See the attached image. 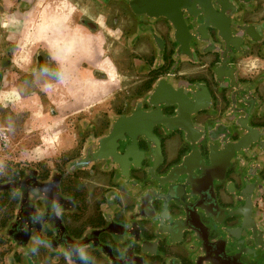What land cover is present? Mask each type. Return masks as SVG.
I'll return each instance as SVG.
<instances>
[{
    "label": "flooded vegetation",
    "instance_id": "1",
    "mask_svg": "<svg viewBox=\"0 0 264 264\" xmlns=\"http://www.w3.org/2000/svg\"><path fill=\"white\" fill-rule=\"evenodd\" d=\"M117 1L137 9L119 38L160 40L157 67L139 68L141 82L151 76L171 88L160 101L148 100L146 88L118 112L81 123L72 156L45 174L26 168L1 187L14 192L3 231L12 264H264V0ZM253 10L255 20L246 17ZM202 44L213 53L209 78L184 81L177 72L184 60L200 64ZM44 57L36 56L39 66H48ZM239 59L258 66L241 78ZM176 137L167 162L164 146ZM94 169L111 183L97 190L110 216L94 210L93 226L73 233L68 216L87 203L80 173ZM121 194L128 204L117 201ZM173 246L178 257L169 259Z\"/></svg>",
    "mask_w": 264,
    "mask_h": 264
},
{
    "label": "crops",
    "instance_id": "2",
    "mask_svg": "<svg viewBox=\"0 0 264 264\" xmlns=\"http://www.w3.org/2000/svg\"><path fill=\"white\" fill-rule=\"evenodd\" d=\"M135 3H138V0ZM140 4L145 5L144 3ZM56 5L69 14L67 20L57 15L56 11L50 10L51 8H56ZM132 9H136L135 6L132 7L130 4L128 7L126 4L117 0H110L108 2L103 0H0V38L5 39L6 42V45L1 47L5 49V54L9 57V61L16 65L24 66L26 64V55H29V53L35 57L38 55L47 57L49 64H57L54 65L56 75L52 77V81L55 83L65 82L66 79H63V76H61L63 71L60 62L52 56L44 43H41L43 38L39 36L38 32H32L35 25L42 24L41 15L46 14L63 24L62 32L53 34L57 43H60L62 38L65 39L68 34H78L91 39L90 52L86 58L81 59L76 52L67 54L70 63L74 64L78 61L82 63L79 72L90 71L91 77L89 79L107 83L109 79L106 73L107 69L112 70L115 83L109 85L106 98L101 101V104L108 107L109 111L118 112L128 104L127 102L130 98L136 96L138 93L144 92L146 88L148 100L160 101L168 93L166 89L171 88V86L164 81L152 83L150 80L151 76H147L146 85L144 82H141L144 72L138 71L139 68H146V62L147 74L149 73V69H153V67L156 69L157 65H154V57L156 55V49L160 46V40L153 35L147 37V39H140L135 43H128L127 40L119 38L128 29V23L132 22ZM256 16H258L256 10H253L252 15H246L251 20H255ZM173 20L176 30L181 31L179 22L174 18ZM84 22H90L96 28L90 29L83 24ZM155 28L159 35H163L167 29L163 21L157 22ZM200 31H202L203 37H205L204 30L200 28ZM181 38L178 40L184 43L185 41L183 40L186 39H184V36ZM227 42L230 41L227 40ZM35 46L39 47V50L34 51L33 47ZM209 49V45L202 44L201 53L198 54L201 61L200 64L198 66H189L186 63L187 60H184L185 63L181 65L177 75L183 78L184 81L189 79H208V65L213 59V53L208 51ZM182 53L184 55H190L185 44L182 45ZM89 57L91 60L93 59L90 63L86 61ZM107 63L110 67H107ZM151 63L153 64L152 66ZM237 65L239 77L242 78L247 76L253 67H257L258 62L255 59H239ZM222 74L224 73L221 72V76ZM75 82L91 91H95L96 89L83 85L84 78L82 76L78 77ZM89 86H91V83ZM261 89L264 91V84L261 85ZM203 95L205 100L198 97L197 102L199 106L206 103L207 95L206 93H203ZM201 118L197 117L194 120L199 123L198 126L202 123ZM178 145L180 143L177 137L169 141L167 145L165 144L163 155L167 162H171L176 158L179 148ZM135 152L136 149L130 154L134 156ZM94 171L96 173L90 177L84 173H80L82 185L87 196V203H85V208L82 212H76L74 216H68L67 226L73 233L81 231L82 228L86 229L93 226L90 218L96 214L94 210L101 211L104 216H110V212H107L106 207L104 209V205H100V208L99 204L101 201L103 202V199L97 190L101 191L109 188L111 183L106 179V176L98 174L97 169H94ZM121 186H119L120 189ZM125 194H121L117 199L121 205H126L130 201L129 197ZM112 202L113 198L110 199L109 203ZM142 216L144 217V215ZM177 252L179 251L176 247H171L168 251L170 254L168 256L169 259L171 257H178ZM91 261V264H96V259H91ZM167 264L169 263L167 262Z\"/></svg>",
    "mask_w": 264,
    "mask_h": 264
},
{
    "label": "rangeland",
    "instance_id": "3",
    "mask_svg": "<svg viewBox=\"0 0 264 264\" xmlns=\"http://www.w3.org/2000/svg\"><path fill=\"white\" fill-rule=\"evenodd\" d=\"M50 10L66 20L69 17L58 5ZM41 22L32 32H38L43 38L41 43L60 62L65 82L52 81L57 64H49L47 57L44 60L48 66H39L31 53L26 55L24 66L10 62L1 47L6 45L5 39L0 38V264H12L11 243L3 232L13 204L10 198L14 192L9 191V183L26 168L45 174L72 156L81 145V123L93 122L109 110L101 101L106 98L109 85L115 83L111 69L106 72L107 83L96 82L89 79L90 71L79 72L82 63H70L67 54L76 52L81 59L89 55V37L68 34L57 43L53 34L62 32L63 24L46 14L41 15ZM92 60L89 57L86 61ZM80 76L84 78L83 85L96 88L95 91L78 85L75 81ZM6 185L7 189L1 188Z\"/></svg>",
    "mask_w": 264,
    "mask_h": 264
},
{
    "label": "clouds",
    "instance_id": "4",
    "mask_svg": "<svg viewBox=\"0 0 264 264\" xmlns=\"http://www.w3.org/2000/svg\"><path fill=\"white\" fill-rule=\"evenodd\" d=\"M79 252H80V256H81V258L82 259H87V256H86V254H85V250L83 249V248H81L80 250H79Z\"/></svg>",
    "mask_w": 264,
    "mask_h": 264
},
{
    "label": "bare ground",
    "instance_id": "5",
    "mask_svg": "<svg viewBox=\"0 0 264 264\" xmlns=\"http://www.w3.org/2000/svg\"><path fill=\"white\" fill-rule=\"evenodd\" d=\"M20 53V52H19Z\"/></svg>",
    "mask_w": 264,
    "mask_h": 264
}]
</instances>
